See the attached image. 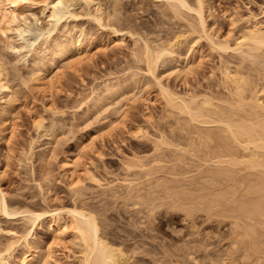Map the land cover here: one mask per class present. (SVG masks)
<instances>
[{
    "label": "rangeland",
    "instance_id": "1",
    "mask_svg": "<svg viewBox=\"0 0 264 264\" xmlns=\"http://www.w3.org/2000/svg\"><path fill=\"white\" fill-rule=\"evenodd\" d=\"M43 1L33 0L32 6L23 8L27 17L33 18H28V26L19 35L11 31L0 32V67H3V78L9 85V91L0 90V198L2 196L11 209L68 207L76 201L70 189L71 180L76 179L87 187L85 199L89 198L91 202L86 201L97 205L98 197L105 195L102 190L106 189V183L112 185L125 175L129 179L136 178L135 167L133 170L126 163L136 161L138 157H150L154 152L151 139L163 130V96L142 60L143 40H148L153 47L158 46L174 34L189 33L188 22L193 24L195 20L184 13L181 18L173 16L163 0H69L71 5L64 0L72 15L47 21L40 15ZM62 5L57 4V9H64ZM210 6L206 20L209 38L214 41L224 37L232 41L242 29L255 22L264 25V0H210ZM96 11L101 12L100 23L92 17ZM33 14L39 16V21H33ZM111 26L124 33L117 45L113 43L115 34ZM78 35L82 46L76 53L83 56L87 51L90 54L88 58L85 52L86 58L81 56L83 60L79 59V64L73 61L70 62L72 65L64 64L42 44V40L51 37L73 40ZM192 36L196 38L197 33ZM137 37L139 39L135 41ZM182 42L178 51L180 57L185 54V40ZM10 45L20 49L15 51ZM195 46V51L188 57L192 70L185 78L174 74L167 76L171 65L167 55L156 62L154 75L179 93L191 89L201 91L207 86L213 88L219 82L224 65H236L241 60L237 52H222L205 38L198 39ZM35 59L45 62L42 64L45 75L57 70L54 82L47 86L49 89L39 87L33 79L36 66L43 63L35 64ZM76 59L78 56L74 61ZM246 60L244 66L248 67L250 61ZM131 74L137 78L135 84L128 83ZM107 85L113 89L112 96L104 97L103 102L95 106L94 101L103 97ZM64 161L74 166L71 173L61 169ZM92 178H98L103 187L97 188ZM110 203L106 212L109 216L105 226L107 235L113 245L128 255L127 258L130 256L128 264H168V259L174 258L164 253L162 257L164 246L169 249V246L177 245L184 255L185 239L196 237L181 220L182 212L177 209L160 208L152 219L153 230L148 232L128 218L132 212L114 205L109 210ZM98 216L101 220L102 215ZM207 223L198 226V230L206 227L214 231L215 224ZM29 230L33 233L29 238L30 245L35 242L44 247L50 245L60 258L59 264H77L78 246L70 239L68 230L62 239H56L47 220L29 224L21 214L6 215L0 209V249L12 242L16 234ZM13 248L6 255L7 264H15L26 249L21 242ZM199 252H195L198 258ZM184 258L185 255V264L188 261L193 264L190 263L192 257ZM181 260L169 263L184 264ZM207 261L204 259L200 264H210ZM0 264L5 263L0 261Z\"/></svg>",
    "mask_w": 264,
    "mask_h": 264
},
{
    "label": "bare ground",
    "instance_id": "2",
    "mask_svg": "<svg viewBox=\"0 0 264 264\" xmlns=\"http://www.w3.org/2000/svg\"><path fill=\"white\" fill-rule=\"evenodd\" d=\"M63 2L65 1L44 0L40 15L47 21L52 18L58 21L72 15L67 9L69 6L65 5L66 2L68 5L72 2L71 4L69 0ZM162 2L168 6L173 16L188 14L194 18L195 23L188 22L189 33L174 34L158 46L153 47L148 40H143L141 57L163 96L162 117L165 119L162 124L163 130L160 127V133L154 140L151 139L154 152H151L150 157L149 155L147 159L146 156H143L145 159L136 157V161L126 163L128 167L132 166V169L135 167V171L139 169L133 172L136 178L129 179L125 175L112 185L108 186L109 183H106L107 191H104L105 187L102 188L105 195L101 193L103 197H98L96 201L98 206L96 202L94 203L95 200L93 201L95 205L87 202L90 201L89 198H86V201L87 187L72 179L70 189L76 201L73 200L71 206L47 210L29 207L11 209L1 196L0 209L6 215L21 214V218L29 224L47 220L48 227L52 229L56 239H62L68 230L70 239L78 246L77 264H128L130 256L127 258L128 255L120 247L113 245L107 235L108 230L105 226L109 219L106 215L109 201L111 202L109 210L119 206L126 212H132L128 218L148 232H152L154 227L152 219L160 208L166 206L167 210L171 207L181 211V220L193 230L194 235L190 231L192 236L196 235L195 238L187 239L188 241L185 239L183 247L185 251L182 248L185 258L189 257L186 260L192 257L190 263L200 264V261L203 262L205 259L210 261H207L210 264H264V25L255 22L250 27L242 29L232 41L229 37L214 41L209 38L206 20V16L211 12L210 0ZM57 4H63L67 11L65 8L57 9ZM32 5L33 0H0V32L11 31L18 35L23 32L24 27L28 26L29 20L33 18L27 17L23 8ZM36 16L33 21H39V16ZM92 17L100 23L101 12L96 11ZM111 30L115 34L113 43L117 45L124 34L123 30L112 26ZM195 32L196 38L192 36ZM55 37L42 40V44L54 58L64 64H71L72 61L77 64V61L86 58L87 51H84V57L81 55L83 58L77 54L82 46L79 35L73 40H60V37ZM200 38L209 40L210 44L222 52L227 50L237 52L241 62L237 61L238 63L232 66L224 65L219 82L213 88L207 86L201 91L191 89L179 93L154 75L156 62L167 55L171 64L167 76L174 74L176 77L185 78L192 70L188 57L195 51V43ZM137 39L139 38H134L135 41H138ZM183 40L185 54L180 57L178 51ZM11 48L17 51L19 47ZM89 55L87 53V57ZM77 56L78 59L74 61ZM38 59L37 61L35 59V64L41 63L42 60ZM242 59H248L252 64L254 62L253 65L256 67L249 63L248 67H245L246 64L243 62L245 60ZM44 63L36 66L33 77L37 85L43 89L54 82L57 74V70L53 72L52 68L49 70L53 74L45 75L42 65ZM1 67L0 90L9 91ZM44 68L46 70V67ZM133 75L131 74L132 78L131 76L127 78L130 80L129 84L136 83L137 78H133ZM110 88L109 85L105 87L103 97L99 96L94 101L95 106L101 104L104 97L112 96L113 89ZM70 165L68 161H64L60 167L63 171L70 172L73 171L71 167L74 168ZM92 179L97 188L103 187L98 178ZM98 215H102L101 220L98 219ZM207 222L215 224L218 229L214 227L213 231L209 228L211 232L203 227L198 230V226ZM148 235L150 236V233ZM31 236L33 233H30V230L16 234L12 242L0 249V261L7 264L6 255L21 242L26 249L18 256L15 264L60 263V258L50 245L44 247L36 244L37 242L30 245ZM132 237L134 239V236ZM176 246L172 245V248L167 246L169 249L164 246L163 252L161 251L162 254L174 258L171 260L169 257L168 264L181 258L183 261L184 255ZM196 251L201 252L198 254L201 259L196 256ZM162 254L158 253L160 258L164 257ZM191 254L195 256L190 257ZM183 263L185 264L184 261Z\"/></svg>",
    "mask_w": 264,
    "mask_h": 264
}]
</instances>
